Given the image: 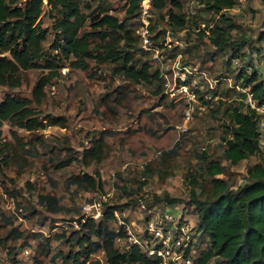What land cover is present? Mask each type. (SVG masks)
<instances>
[{
  "label": "rangeland",
  "instance_id": "1",
  "mask_svg": "<svg viewBox=\"0 0 264 264\" xmlns=\"http://www.w3.org/2000/svg\"><path fill=\"white\" fill-rule=\"evenodd\" d=\"M43 1L41 21L48 35L42 48L57 53L56 13L49 0ZM73 1L86 21L81 35L94 32L93 24L105 14L124 20L130 2ZM172 1L168 9L157 11L150 0H142V15L129 21L139 49L140 22L154 26L151 36L158 39L153 40L158 51L136 50L133 57L150 63L152 73L160 71L163 81L136 84L116 74L118 64L71 57L63 60L59 76L48 81L41 105L32 103L41 121L60 117L65 127L30 133L8 123L3 126L0 264H106L102 239L91 236L89 248V232L79 220H99L107 208L124 205L128 206L116 212V220L106 222L104 238L117 230L147 242L146 220L172 208L177 220L182 216L181 225L191 230L195 246L203 250L209 239L196 230L197 207L191 204V191L202 200L212 193L206 168L211 163L221 165L220 177L235 191L248 182L251 168L263 164L264 147L238 165L226 159L225 149L230 105L247 110L242 81L237 79L241 69L251 62L264 77V0H246L244 6L226 12L233 25L232 39L246 40L240 53L247 58L239 59V64L231 59L230 49L218 52L209 34L200 35L221 21L206 8V0H176L181 11ZM169 9L185 15L186 29L171 26ZM98 41L93 38L90 43ZM49 73L44 68L22 71L19 87L0 85V103L7 96L33 100L34 89ZM100 140L103 158L100 163L89 162L87 155ZM71 159L72 164L58 167ZM97 172L102 189L83 180L88 175L98 181ZM191 174L198 185L191 183ZM166 198L178 203L167 204ZM126 242L122 238L123 245L117 247ZM77 253L79 263L67 260Z\"/></svg>",
  "mask_w": 264,
  "mask_h": 264
},
{
  "label": "trees",
  "instance_id": "2",
  "mask_svg": "<svg viewBox=\"0 0 264 264\" xmlns=\"http://www.w3.org/2000/svg\"><path fill=\"white\" fill-rule=\"evenodd\" d=\"M151 7L157 11L168 9L170 0H150ZM48 4L56 13L54 29L56 41L54 48L57 53L43 50V43L47 39L48 32L43 28L41 17L44 11L43 0H0V85L10 88L20 86L21 72L32 69L49 70L48 78L40 81L34 89V99L7 96L0 103V144L3 137V126L8 123L12 127L35 133L51 126L62 125L65 121L60 117H49L44 123L38 117L32 103L41 105L44 97V88L48 81L59 76L63 60L74 57L80 61L94 59L100 64H118L116 74L125 80L136 84H152L155 81H163L160 71L154 74L152 66L148 62L135 60L133 53L139 50L145 54L157 48L151 32L154 26L143 25L141 29L148 31L149 46L139 49L134 30L129 26V21L142 15V0H130L127 16L124 20L105 14L93 24L94 32L84 33L81 30L85 26V17L80 13L78 4L73 0H49ZM172 5L181 11L178 1L173 0ZM208 10L220 16L221 21L208 30L203 29L200 35L209 34L210 42L218 52L227 49L232 51V60L245 61L247 55L240 53V48L246 43L235 41L231 37L233 28L231 19L226 17V12L236 10L241 6L238 0H206ZM168 17L172 27L186 29L185 15L177 13L173 9L168 10ZM191 15V14H190ZM211 32V34H210ZM142 43L141 33H138ZM96 38L99 41L92 45L90 40ZM158 51V50H157ZM5 55H10L8 58ZM240 59V60H239ZM43 61V63H41ZM242 81V87L249 89L258 104L264 101V77L254 68L243 67L237 77ZM164 83V82H163ZM246 99V95L241 94ZM229 139L226 141L225 157L232 165H238L248 158L258 155L261 151L260 134L258 132V116L254 110L247 107L242 111L240 107L230 105ZM104 154L103 141H96L89 151V162L100 163ZM73 159L58 167L72 164ZM207 174L212 178V193L204 200L200 199L197 192L191 191V204L197 207L196 220L197 231L203 237L209 239V245L200 250L196 246V254L189 255L194 264H264V162L257 164L248 173V182L238 187L237 190H229L228 182L220 176L224 174V168L218 163H211L206 168ZM98 181L91 176L83 178L90 187L102 189L100 174L96 173ZM191 183L198 185L197 177L190 175ZM161 202V201H159ZM167 204L178 203L170 198L164 199ZM121 207L107 208L98 220L93 217L82 223L89 233L86 242L90 248V237L102 239L104 260L109 264H161L156 257L149 256L139 245L126 243L124 247H117L116 240L120 236H126L115 230V233L104 238L108 226L106 222L116 220L117 211H123ZM196 236V235H195ZM123 245L122 243H120ZM79 263L81 254L70 255ZM99 264V263H98Z\"/></svg>",
  "mask_w": 264,
  "mask_h": 264
},
{
  "label": "built area",
  "instance_id": "3",
  "mask_svg": "<svg viewBox=\"0 0 264 264\" xmlns=\"http://www.w3.org/2000/svg\"><path fill=\"white\" fill-rule=\"evenodd\" d=\"M241 6H244L246 0H238ZM142 43L144 47L149 46L148 31L141 29ZM239 64V62L236 61ZM246 95V105L251 110H254L258 116V132L260 134V144L264 147V101L258 104L253 94L249 89H242ZM181 215L178 218L176 211L172 208H165L147 219L145 237L147 242H141L129 232L126 235L128 244L139 245L151 257H156L161 261V264H194L193 258L189 255L196 254V246L194 238L191 235V230L188 227L181 225ZM124 222H120L123 224ZM118 243H122V238L118 239ZM106 264H109L106 262Z\"/></svg>",
  "mask_w": 264,
  "mask_h": 264
}]
</instances>
